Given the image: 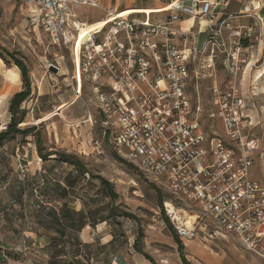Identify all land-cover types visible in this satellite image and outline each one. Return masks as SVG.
<instances>
[{"label":"rangeland","instance_id":"1","mask_svg":"<svg viewBox=\"0 0 264 264\" xmlns=\"http://www.w3.org/2000/svg\"><path fill=\"white\" fill-rule=\"evenodd\" d=\"M86 12L89 17L98 15L96 11ZM26 21L22 3L0 0V55L8 62L0 59V132L10 126L9 104L17 88L6 76V71L17 68L13 56L26 67L30 85V95L14 115L15 127L29 133L16 134L7 143L19 150L33 148L34 161L29 155L26 160L31 166L38 164L34 171V166L26 168L27 163L20 160L14 173L10 162L0 161V180L7 177L13 182L19 176L23 183L17 186L19 189L14 183L5 189L0 184V264H120L128 256L139 263L148 261L140 252L149 258H183L186 264H203L209 259H225L224 264H264L263 257L246 252L229 237L203 241L200 233L199 239L179 240L163 213V205L179 209L176 211L181 218L182 210L187 212L193 218L190 223L200 214L191 212L163 184L144 175L124 152L115 150L102 117L89 101L87 88L76 84L78 69L74 70L69 50L50 46L45 35L28 30ZM197 22L191 29L195 34L202 28ZM228 25L246 35L241 50L248 67L235 79L258 78L249 91L256 94V107L264 112V27L253 15ZM223 34L227 42L230 33L225 30ZM195 39L201 48L205 37ZM50 64L59 65L57 76L49 71ZM189 71L186 90L192 110L208 134L213 130L220 134L219 123L210 117L211 89L214 85L223 88L235 79L225 71L220 54L212 59L207 54L197 55ZM76 92L80 98L65 110L69 106H64L66 101ZM86 107L90 122L72 125L69 117L81 116ZM260 139L263 142L264 135L260 134ZM38 146L42 156H52L41 160ZM58 154L73 156L87 173L58 161ZM93 176L110 180L116 198L111 199L106 187ZM251 176L259 177L254 169ZM82 222L90 228L91 241L87 244L80 236ZM70 224L72 229L67 228Z\"/></svg>","mask_w":264,"mask_h":264},{"label":"built area","instance_id":"2","mask_svg":"<svg viewBox=\"0 0 264 264\" xmlns=\"http://www.w3.org/2000/svg\"><path fill=\"white\" fill-rule=\"evenodd\" d=\"M13 1L27 6L28 30L42 33L50 46L64 47L72 57L81 28L94 25L81 23L75 11L100 7L99 0ZM160 11L168 17L152 23L148 13L135 21L106 10L105 19L95 23L101 26L79 42L76 84L87 88L115 150L200 214L187 226L172 204L163 205L181 242L199 239L200 233L203 241L229 237L264 257V171L259 179L251 176L260 141L248 114L257 107L236 80L248 67L241 50L246 35L223 22L211 28L199 48L192 28L183 31L178 24L183 16L208 18L211 2L171 0ZM200 54L211 59L220 54L225 71L236 78L211 89L210 117L219 123L220 134L205 131L186 90L189 65ZM50 65L57 76L59 65Z\"/></svg>","mask_w":264,"mask_h":264},{"label":"crops","instance_id":"3","mask_svg":"<svg viewBox=\"0 0 264 264\" xmlns=\"http://www.w3.org/2000/svg\"><path fill=\"white\" fill-rule=\"evenodd\" d=\"M170 1L171 0H99V5H100L99 9H95V10L94 9H79V10H76L75 13L77 15L78 20L85 25H92V24L95 25V23L103 21L105 19V11L110 10V9L118 13L129 14L128 18L130 20H135V21L143 20L145 18L144 14L148 13L149 14L148 19L152 23H156V22H163L168 17L169 14L167 12H161L160 10H162L166 6V4H168ZM198 1H203V0H198ZM208 1L211 2L213 5V12L208 18L197 22L198 23L197 26H202V28L198 29L199 33L195 34L194 32L195 35H194L193 40L195 42H196L195 37L201 36V35H203V37H205V40H206L207 35L209 34V31L211 30V28L219 25L220 23L224 22L225 24H228L230 22H234V20L236 19L248 18L251 15H253V17H256L257 21L260 22V24L264 27V0H208ZM24 7L26 8V11L28 12L27 6H24ZM86 11H88L89 13L90 11L92 12L96 11L98 15L94 17H89L88 14H85L87 13ZM196 21L197 20H193L191 18L183 16L178 26L181 30L188 31L191 28L193 29ZM15 69L16 70L14 71L18 74L19 80L16 83L17 88L13 91L12 96L21 91V84H22L20 83V71L18 70V68H15ZM256 80H258V78ZM256 80L250 81V80H246V78L244 77L243 80H241V90L247 99L254 98L255 101L257 102L258 97L255 96L256 94H251L249 91L251 87L257 84ZM79 98L80 96L77 99ZM261 99L264 100V97L261 96ZM72 105H69L68 108L65 110H69V108ZM85 110H86L85 113L79 117H69L67 115L69 117L68 120L72 121V120L84 118L86 120L85 123H89L91 118L88 114V110L86 108ZM248 114H249L250 119L255 122V129L253 130L252 134L254 137L258 138L260 141V148L255 153L254 165L252 168L256 172H258V176H259L254 179H259L264 171V140L262 142L260 139V134L261 136L264 135V128H263L264 112L262 110H258L257 108L255 111L249 112ZM19 149L20 148L16 147L14 144H9V143L3 145L0 148V161L1 162L6 161L7 164L8 162H10L8 166L10 168V166L12 165V169L14 173L17 171V168H18L17 164L18 162H20V160L24 163L25 162L27 163V165L25 166L26 168H30L31 163L26 160L28 155L30 156L31 161H34L33 160V153H34L33 148H31L28 151L24 147H21V150ZM33 166L35 167L34 171H37L38 164L35 163L31 167ZM7 179H8L7 177L1 178L0 184L1 185L4 184L3 185L4 188L2 189H5L6 187L10 186L12 183L16 185V189H19L17 188V186L21 187L23 185L22 180L19 176L17 180H14L13 182L12 180L7 181ZM83 224L84 225L81 229L80 236L83 240V244H87L89 241H91L90 239L91 236L89 235L90 233L88 232V229L90 230V228H89V224H87L86 222H84ZM1 232L2 231H0V238L2 237ZM224 261L225 259H221V260L209 259L208 261L202 262V263L203 264H224ZM139 262L140 261L135 259L134 256L132 257L128 256L126 260L120 261L119 263L120 264H183L179 257L168 258L167 256L150 258V260L148 261L144 260L142 263H139ZM12 264H20V263L12 262Z\"/></svg>","mask_w":264,"mask_h":264},{"label":"trees","instance_id":"4","mask_svg":"<svg viewBox=\"0 0 264 264\" xmlns=\"http://www.w3.org/2000/svg\"><path fill=\"white\" fill-rule=\"evenodd\" d=\"M11 59L14 61L15 66L18 68V70L20 71V76L22 79V86H23V90L17 94H15L12 99L10 100V104H9V112L11 114V120H10V126L9 128H7L6 131L4 132H0V148L5 145V143L9 142L10 140L13 139V137L16 134H27L29 133V130L27 131H21L18 130L15 125V119H14V115L16 113V111L19 109L20 104L22 102H24L28 96L30 95V85H29V80H28V72L26 67L19 61H17L13 56H10ZM0 59L4 62V63H8L7 60L0 55ZM9 135H11V137H9ZM37 152L40 155V159L41 160H46L49 159L50 156H52V154H49L47 156H42L41 155V149L37 148ZM58 161L64 162V163H69L72 166H74L79 172L82 173H87L84 166L78 162L75 158H73V156H68L65 154H58ZM94 179H97L98 181H100L101 185H103L104 187H106V189L108 190L109 193V197L111 199H115L116 198V194L114 193L113 189H112V184L106 180L105 178L101 177V176H93ZM127 217V216H126ZM84 222L80 223L79 229L81 230L83 227ZM74 226L73 224H70L67 228L72 229ZM136 246V244H134V247ZM141 255H143L146 259L150 260V258L148 256H145L144 254H142L140 252ZM182 263L186 264L185 260L182 258Z\"/></svg>","mask_w":264,"mask_h":264},{"label":"bare ground","instance_id":"5","mask_svg":"<svg viewBox=\"0 0 264 264\" xmlns=\"http://www.w3.org/2000/svg\"><path fill=\"white\" fill-rule=\"evenodd\" d=\"M202 21V20H201ZM99 26H101V24H95V25H92V26H85L83 28H81V34H80V37H79V40L77 41V43L75 44V47H74V50H73V61H74V64L76 65V68H77V63H78V58H77V51H78V46H79V42L81 41V39L89 32L93 31L94 29L98 28ZM50 71L53 72V73H57L56 69L53 68V67H50ZM6 76L7 78L11 81V82H14V83H17L18 80H19V76L18 74L14 71V70H8L6 71ZM78 98V92H76V95H74L71 100L67 103H65L64 106H68V105H71L73 104L76 99ZM86 120L84 118L82 119H76V120H73L72 121V125L76 126V125H79V124H82L84 123ZM176 210H179V209H176ZM175 208H174V211H175V214H177ZM182 212L184 213V220L186 221V225L189 226L190 224V221L193 219L191 217H188V214H186L187 212H184L182 210ZM183 215V214H182ZM179 217H182L179 215ZM264 258V257H263Z\"/></svg>","mask_w":264,"mask_h":264}]
</instances>
